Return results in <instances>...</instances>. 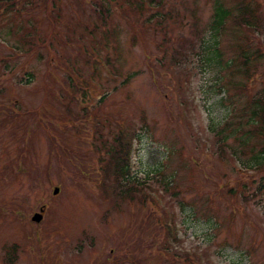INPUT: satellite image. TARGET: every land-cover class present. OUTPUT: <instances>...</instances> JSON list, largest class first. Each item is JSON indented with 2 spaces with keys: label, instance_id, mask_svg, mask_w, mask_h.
I'll return each mask as SVG.
<instances>
[{
  "label": "rangeland",
  "instance_id": "374dc122",
  "mask_svg": "<svg viewBox=\"0 0 264 264\" xmlns=\"http://www.w3.org/2000/svg\"><path fill=\"white\" fill-rule=\"evenodd\" d=\"M161 1L112 0L104 20L105 0L0 8V264H264L242 110L264 94V37L235 23L242 0ZM245 2L264 35V0ZM121 126L133 202L102 185Z\"/></svg>",
  "mask_w": 264,
  "mask_h": 264
},
{
  "label": "trees",
  "instance_id": "16d2710c",
  "mask_svg": "<svg viewBox=\"0 0 264 264\" xmlns=\"http://www.w3.org/2000/svg\"><path fill=\"white\" fill-rule=\"evenodd\" d=\"M138 0H127V4L131 5L134 2H137ZM108 2V6H107ZM110 3H112V0H105V3L102 4L99 8L102 11V16L99 18L101 20H104L105 15H109L110 11ZM137 7L146 8L147 10L150 9H159L161 7V0H139L137 2ZM105 4V6H103ZM7 7H12L11 3L8 2V0H0V8H2V14L5 12ZM139 8V9H140ZM232 9V8H231ZM234 9V8H233ZM236 12L238 15L235 17V23L239 26H243L245 29H255L256 33L262 35L259 33L256 29L258 21L256 20V13L253 11L252 8L249 7V4L245 2V0L240 1L237 6H235ZM233 11V10H232ZM100 13V12H99ZM157 13V12H156ZM228 14V10L225 9L222 4L216 1L214 5V13L212 18V28L213 29H219L223 28V23L226 19V16ZM48 21L52 22V16L48 15ZM264 27V26H263ZM217 44V42H216ZM187 50V51H186ZM189 49H182L177 48L174 51L173 57H182L185 58L190 55ZM249 57L245 56L244 59L247 60ZM250 60V58H249ZM234 61L232 60V63L234 64ZM246 67L241 70L242 76H245L247 73ZM232 86L236 87L239 86L237 84H231ZM102 98L99 101H101ZM243 113H248L247 118V135H245L244 139H251L255 138L258 145H260V148L257 152L252 153L249 164L251 170H257L264 174V94L260 96V98L253 99L252 101L248 102V107L243 106L242 107ZM133 127L127 126V127H119V133L117 136L113 137V142L116 144V148L111 147L107 152L109 155L108 160V167L105 171V175L109 178H106L103 182V188L108 189L110 193H114L117 198H121L122 200H125L126 202H133L135 194L141 191V184L138 182V180L131 176L129 173V167H130V161H131V155L134 150V144L136 142L137 137L135 136V133ZM129 131V132H127ZM219 136V135H218ZM223 141H226V138L223 137ZM263 176L260 177L262 179ZM110 183V184H107ZM142 194H145L143 191ZM146 195V194H145ZM145 199V196H144ZM132 200V201H130ZM168 230V228H167Z\"/></svg>",
  "mask_w": 264,
  "mask_h": 264
},
{
  "label": "water",
  "instance_id": "95a60500",
  "mask_svg": "<svg viewBox=\"0 0 264 264\" xmlns=\"http://www.w3.org/2000/svg\"><path fill=\"white\" fill-rule=\"evenodd\" d=\"M58 193V188H55L54 189V191H53V194H57ZM41 219H42V215H40V214H35L33 217H32V221L33 222H40L41 221Z\"/></svg>",
  "mask_w": 264,
  "mask_h": 264
}]
</instances>
